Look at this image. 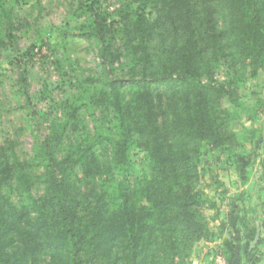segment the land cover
Here are the masks:
<instances>
[{
	"label": "trees",
	"instance_id": "obj_1",
	"mask_svg": "<svg viewBox=\"0 0 264 264\" xmlns=\"http://www.w3.org/2000/svg\"><path fill=\"white\" fill-rule=\"evenodd\" d=\"M79 1L86 39L101 46V70L85 82L95 127L72 138L81 108L66 96L29 158L0 144V264H176L208 231L202 144L235 140L223 100L264 71V0H122L116 21L99 0ZM221 61L231 78L214 82ZM115 63L128 78L111 75ZM114 116L116 137L104 134ZM134 148L146 157L137 178Z\"/></svg>",
	"mask_w": 264,
	"mask_h": 264
},
{
	"label": "rangeland",
	"instance_id": "obj_2",
	"mask_svg": "<svg viewBox=\"0 0 264 264\" xmlns=\"http://www.w3.org/2000/svg\"><path fill=\"white\" fill-rule=\"evenodd\" d=\"M99 2L110 20H119L122 0ZM79 6V0H0V144L8 147L13 141L22 159L33 155L36 140L46 138L66 96L81 108L82 123L72 138L94 130L92 91L85 82L101 70V46L86 39L92 19ZM111 42L121 50L119 29ZM111 75L129 77L119 63L111 67ZM230 78L228 64L221 61L213 81ZM223 104L236 138L221 146L202 144L198 189L207 198L200 211L208 231L180 252L176 264H264V71L256 76L249 72L237 99L224 98ZM44 111L49 112L45 120L40 117ZM104 134L118 136L115 116L105 123ZM130 158L133 177L142 176L145 154L134 148ZM34 192L40 195L42 186Z\"/></svg>",
	"mask_w": 264,
	"mask_h": 264
},
{
	"label": "water",
	"instance_id": "obj_3",
	"mask_svg": "<svg viewBox=\"0 0 264 264\" xmlns=\"http://www.w3.org/2000/svg\"><path fill=\"white\" fill-rule=\"evenodd\" d=\"M258 238H259V231H258V233H257V235H256V240H255V242L258 240Z\"/></svg>",
	"mask_w": 264,
	"mask_h": 264
}]
</instances>
